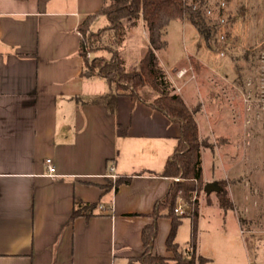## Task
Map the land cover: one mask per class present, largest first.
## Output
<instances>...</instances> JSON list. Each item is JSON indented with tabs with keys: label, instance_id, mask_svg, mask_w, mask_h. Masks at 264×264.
<instances>
[{
	"label": "crops",
	"instance_id": "crops-1",
	"mask_svg": "<svg viewBox=\"0 0 264 264\" xmlns=\"http://www.w3.org/2000/svg\"><path fill=\"white\" fill-rule=\"evenodd\" d=\"M102 2L0 0V264H125L143 252L141 230L174 179L161 171L179 122L140 95L101 98L107 83L100 89L93 80L100 76L82 75L78 26ZM208 57L198 49L186 64L160 62L187 105L204 104L202 84L190 74L214 70ZM180 68L187 70L183 77ZM203 106L195 115L201 138L210 128L201 125ZM236 165L221 164L223 173H202L203 179L229 183ZM111 172L128 182L115 188ZM76 202L96 207L87 217H71ZM206 204L220 213L204 198L195 224ZM169 230L170 220L159 217L153 253L169 255Z\"/></svg>",
	"mask_w": 264,
	"mask_h": 264
},
{
	"label": "rangeland",
	"instance_id": "rangeland-1",
	"mask_svg": "<svg viewBox=\"0 0 264 264\" xmlns=\"http://www.w3.org/2000/svg\"><path fill=\"white\" fill-rule=\"evenodd\" d=\"M227 7L232 17L229 34L223 40L207 42L191 22L173 19L164 35L167 45L157 52L160 62L169 67L186 64L188 53L205 50L209 65L216 68L203 66L202 77L190 74L191 80L202 84L205 95L204 104L192 101V105L199 104L198 112L204 105L201 125L210 127L209 135L203 138L211 147L202 148L200 167L204 175L216 172L217 177L224 171L221 164H237L231 182L219 180L230 204L227 208L220 206L214 191L206 194L200 183L189 200L177 201L175 207L180 205L190 215L182 217L176 240L181 247L188 245L199 201L206 198L226 212L219 210L217 214L213 205L206 204L207 210L195 224V252L197 249L208 258L204 264H264V0H230ZM105 23L104 17H98L93 28ZM146 44L143 25L138 23L126 30L118 48L126 68L136 66ZM87 53L91 59L93 53ZM94 54L100 56L98 64L111 58L106 51ZM93 80L100 89L106 86L100 77ZM139 95L150 100L155 92L146 86ZM202 182L206 183L203 175ZM229 185L232 198L226 189Z\"/></svg>",
	"mask_w": 264,
	"mask_h": 264
},
{
	"label": "trees",
	"instance_id": "trees-1",
	"mask_svg": "<svg viewBox=\"0 0 264 264\" xmlns=\"http://www.w3.org/2000/svg\"><path fill=\"white\" fill-rule=\"evenodd\" d=\"M226 1L228 5L230 0ZM208 5L210 3L207 0H196L195 7L190 0H103L100 7L87 14L78 26L80 34L78 52L83 60L82 75L86 78L100 76L105 80L108 90L101 98L107 99L112 93L114 95L120 93L139 95L140 89L148 86L155 92V96L150 99V104L180 124L176 146L167 157L161 171L164 176L180 179L170 181L166 193L156 201L150 213L152 221L143 226L141 230L143 252L125 264H135L137 260L142 264H204L208 260L207 257L195 252V220L192 221L193 226L188 245L181 247L177 242L176 228L184 216L174 212V207L179 199L189 200L195 188L198 187L197 184H203V190L200 150L211 146L206 138L200 137L198 132L195 115L200 109L199 104L189 106L180 94L174 92V87L166 77L157 55V52L167 45L164 35L168 23L173 19L188 20L207 42H219L220 26L215 18H209L206 15L205 8ZM212 5L215 6L216 2ZM98 17H104L106 23L94 29L93 23ZM231 17V10L228 8L227 22L223 27L225 38L229 34ZM139 22L146 30V48L136 66L126 68L125 60L119 54L118 48L124 41L126 30ZM103 51L110 53L111 58L103 61L104 64H98L97 59L100 56L94 53ZM87 52L93 53L91 59H88ZM119 81L125 84H119ZM128 180L127 177L117 178L113 186L116 188ZM216 183L219 190L215 193L220 206L227 208L230 204L225 198V188L221 186L219 180ZM95 207V203L76 202L70 216L84 215L87 217L93 213ZM159 217H167L170 220L165 249L171 256H162L152 252Z\"/></svg>",
	"mask_w": 264,
	"mask_h": 264
},
{
	"label": "built area",
	"instance_id": "built-area-1",
	"mask_svg": "<svg viewBox=\"0 0 264 264\" xmlns=\"http://www.w3.org/2000/svg\"><path fill=\"white\" fill-rule=\"evenodd\" d=\"M192 1L193 7H195L196 5V0H190ZM208 3H210V5H208L205 8V13L209 18H215L217 20V24L222 27L219 29L218 31V37L219 40H223L225 38L224 35V31H223V27L227 22V1L226 0H207ZM216 2V5L213 6L212 4ZM220 54H222V52H220ZM87 56H89V54L87 53ZM186 69L185 68H180L177 70V75L180 77L182 76L184 73H186ZM44 163L46 165L47 171L51 176H54V170L55 167L53 165L52 159L50 157H46L44 159ZM110 171L113 170V164L110 165ZM109 176H111L114 180L117 178V175L115 173H110ZM175 180H177L178 178H174ZM174 212H177L179 215L181 216H189L190 212L188 211H184V209L178 205L176 207H174Z\"/></svg>",
	"mask_w": 264,
	"mask_h": 264
},
{
	"label": "water",
	"instance_id": "water-1",
	"mask_svg": "<svg viewBox=\"0 0 264 264\" xmlns=\"http://www.w3.org/2000/svg\"><path fill=\"white\" fill-rule=\"evenodd\" d=\"M219 190V186L216 183V181H211V182H206L203 186V191L206 194H209L212 191H218Z\"/></svg>",
	"mask_w": 264,
	"mask_h": 264
}]
</instances>
